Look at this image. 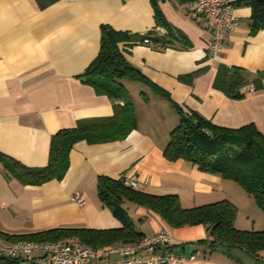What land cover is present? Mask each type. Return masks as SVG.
<instances>
[{"label": "crops", "instance_id": "crops-1", "mask_svg": "<svg viewBox=\"0 0 264 264\" xmlns=\"http://www.w3.org/2000/svg\"><path fill=\"white\" fill-rule=\"evenodd\" d=\"M151 1L58 0L40 8L35 0H0L1 153L27 167H44L51 138L61 129L81 121L110 119L115 105L125 103L133 106L136 122L120 138L95 141L93 136L100 134L93 133L92 139L75 142L61 179L26 185L6 177L0 164L1 232L121 228L122 221L98 196V176L133 179L135 189L146 194L177 195L183 208L228 200L237 207V229L264 228V222L248 214L245 223L240 222V204L235 200L247 206L253 203L238 184L186 160L168 161L163 155L169 133L179 122L178 109L198 113L219 127L251 124L264 134V27L251 32L250 0L235 1L238 24L225 32V46L213 63L206 58L209 24L201 15L188 12L191 0H154L186 44L175 42L160 50L138 42L120 47L126 59L166 95L138 81L123 80L125 96L115 101L97 94L80 76L98 53L102 24L139 35L151 30L167 34L165 27L156 25ZM234 69L246 74L236 89L242 93L239 98L223 89ZM75 193L84 197L82 205L74 202ZM122 206L143 237L167 230L172 236L170 249L184 256L186 264H264V251L251 257L242 250L210 248L203 225L172 227L146 207L126 200ZM10 242L0 238V243ZM121 244L133 243L116 241L92 248ZM110 259L118 257L111 254ZM34 262L47 264L43 257Z\"/></svg>", "mask_w": 264, "mask_h": 264}, {"label": "trees", "instance_id": "trees-1", "mask_svg": "<svg viewBox=\"0 0 264 264\" xmlns=\"http://www.w3.org/2000/svg\"><path fill=\"white\" fill-rule=\"evenodd\" d=\"M40 8L58 0H35ZM154 19L157 26L165 27L166 35L154 30L143 35L115 30L109 25H100L99 50L95 58L80 75L86 84L97 94L106 95L115 101L125 96L123 80L138 81L147 85L155 93H166L150 82L138 68L133 66L124 56L123 48L134 43H143L154 49L171 47L174 43L186 44L184 35L172 27L164 18L154 0L151 1ZM252 33L264 27V0H250ZM123 46V48L120 47ZM246 74L234 69L226 81L224 91L231 97H242L236 89L244 83ZM114 115L100 122L81 121L73 128L61 129L50 142V153L44 167H27L17 160L0 152V164L6 177H16L26 185H37L48 179H61L68 167V156L72 145L79 140L120 138L136 126L134 108L130 103L120 107L115 105ZM178 124L169 133L163 155L168 161L186 160L196 165L199 170L218 174L223 179L238 184L249 194L256 206L264 212V134L253 125H245L236 129L219 127L208 119L193 111L178 109ZM124 177L112 178L98 176L97 191L100 200L110 208L112 214L123 223L116 229H88L76 227H53L40 231L10 235L0 231V238L11 242L19 240L31 241H63L74 238L80 243L95 247L111 244L138 242L143 236L137 233L130 221L123 201H129L146 207L157 213L168 225L182 227L187 225H203L208 233V244L212 249L242 250L251 257H257L264 251V228L261 230L237 229L234 221L237 207L228 200L196 206L181 207L177 195H151L128 187L123 183ZM34 259L0 258V264H35Z\"/></svg>", "mask_w": 264, "mask_h": 264}, {"label": "built area", "instance_id": "built-area-1", "mask_svg": "<svg viewBox=\"0 0 264 264\" xmlns=\"http://www.w3.org/2000/svg\"><path fill=\"white\" fill-rule=\"evenodd\" d=\"M236 0H191L188 12L201 15L210 27V41L207 51V61L213 63L219 59L225 46V32L233 30L238 20L233 14ZM148 39L143 43L148 44ZM124 185L136 188L137 182L124 177ZM73 200L82 205L84 197L75 193ZM172 236L167 230L143 237L133 244H121L108 248H92L78 241H31L19 240L10 243H0V258L33 259L43 257L47 264H186L187 260L179 253L170 249ZM116 254L118 259L111 260L110 255ZM194 259V256L190 258Z\"/></svg>", "mask_w": 264, "mask_h": 264}, {"label": "rangeland", "instance_id": "rangeland-1", "mask_svg": "<svg viewBox=\"0 0 264 264\" xmlns=\"http://www.w3.org/2000/svg\"><path fill=\"white\" fill-rule=\"evenodd\" d=\"M249 197L251 199V203H253V206H252V204L249 205V206H247V205L241 204V202L238 199L235 200L238 204H240V207H239V211H240V213H239L240 222H244L245 223V218L244 217L247 214L249 216H251V217H254L257 221L258 220H261V222H264V217H262V215H264V212H262V210L259 209L256 206V204L254 203L253 198L250 195H249ZM234 199H235V197H234ZM249 202H250V200H249ZM256 225H257V223H256Z\"/></svg>", "mask_w": 264, "mask_h": 264}]
</instances>
